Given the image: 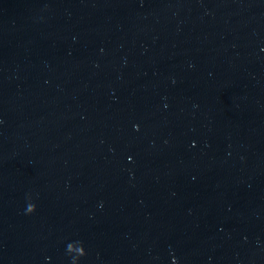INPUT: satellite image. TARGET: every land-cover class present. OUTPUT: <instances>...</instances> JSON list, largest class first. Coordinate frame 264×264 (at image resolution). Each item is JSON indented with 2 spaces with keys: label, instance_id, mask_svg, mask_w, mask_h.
I'll list each match as a JSON object with an SVG mask.
<instances>
[{
  "label": "water",
  "instance_id": "water-1",
  "mask_svg": "<svg viewBox=\"0 0 264 264\" xmlns=\"http://www.w3.org/2000/svg\"><path fill=\"white\" fill-rule=\"evenodd\" d=\"M0 264H264V0H0Z\"/></svg>",
  "mask_w": 264,
  "mask_h": 264
}]
</instances>
